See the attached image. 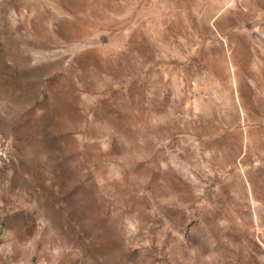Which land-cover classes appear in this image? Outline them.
<instances>
[{"label": "rangeland", "instance_id": "1", "mask_svg": "<svg viewBox=\"0 0 264 264\" xmlns=\"http://www.w3.org/2000/svg\"><path fill=\"white\" fill-rule=\"evenodd\" d=\"M0 264H264V0H0Z\"/></svg>", "mask_w": 264, "mask_h": 264}]
</instances>
